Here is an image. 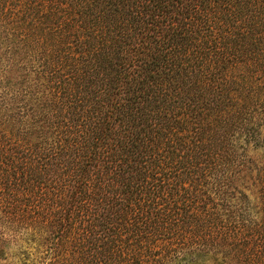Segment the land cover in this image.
<instances>
[{
	"label": "trees",
	"instance_id": "obj_1",
	"mask_svg": "<svg viewBox=\"0 0 264 264\" xmlns=\"http://www.w3.org/2000/svg\"><path fill=\"white\" fill-rule=\"evenodd\" d=\"M0 264H264V0H0Z\"/></svg>",
	"mask_w": 264,
	"mask_h": 264
}]
</instances>
